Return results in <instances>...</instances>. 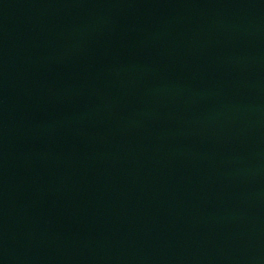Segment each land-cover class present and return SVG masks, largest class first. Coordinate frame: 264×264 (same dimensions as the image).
<instances>
[{"label":"water","instance_id":"95a60500","mask_svg":"<svg viewBox=\"0 0 264 264\" xmlns=\"http://www.w3.org/2000/svg\"><path fill=\"white\" fill-rule=\"evenodd\" d=\"M0 264H264V0H0Z\"/></svg>","mask_w":264,"mask_h":264}]
</instances>
